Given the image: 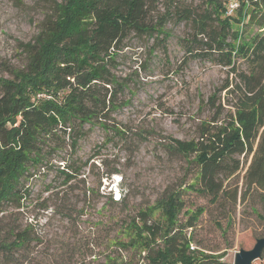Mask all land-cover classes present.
Instances as JSON below:
<instances>
[{
	"label": "trees",
	"instance_id": "obj_1",
	"mask_svg": "<svg viewBox=\"0 0 264 264\" xmlns=\"http://www.w3.org/2000/svg\"><path fill=\"white\" fill-rule=\"evenodd\" d=\"M230 3L236 6L227 14ZM173 17L190 24L189 37L182 38L186 56L211 57L238 79L224 87L235 100L228 116L223 120L216 107L197 139L171 138V148L193 154L192 186L201 183L215 198L223 179L239 169L237 156L253 152L244 181L264 190V0H60L42 19L33 42L24 44V67L7 68L11 78L0 76V216L9 206L22 207L29 195L26 183L53 168V160L63 162L55 168L62 185L85 172L98 154L85 160L76 155L85 125L98 124L106 142L129 139L130 129L106 121L122 105L117 94L125 87L111 71L116 51L131 31L155 33L165 41L170 36L165 25ZM253 24L257 29L246 37ZM236 58L245 60V70ZM67 147V156L58 155ZM119 172L105 170L101 177ZM182 207L180 191H172L158 200L163 220L149 221L155 207L138 211L125 225L129 239L123 247L144 252L145 264H220V255L189 249L178 219ZM201 212H190L186 226ZM12 236L8 241L0 234V264L26 242L23 231Z\"/></svg>",
	"mask_w": 264,
	"mask_h": 264
},
{
	"label": "rangeland",
	"instance_id": "obj_2",
	"mask_svg": "<svg viewBox=\"0 0 264 264\" xmlns=\"http://www.w3.org/2000/svg\"><path fill=\"white\" fill-rule=\"evenodd\" d=\"M59 1L0 0V76L11 78L7 68L24 67V44L33 42L42 19ZM165 27L170 33L165 41L155 33L129 32L112 63V73L125 87L117 94L122 105L106 121L130 129L129 139L106 142L98 124L85 125L76 155L85 160L98 154L82 175L62 185L55 168L63 162L53 160V168L26 183L29 195L22 207L9 206L0 216L1 236L11 241L13 233L23 231L26 237L5 264H145L144 252L123 247L129 239L125 225L147 207H155L149 221L163 220L158 200L172 191H180L178 219L192 251L220 255V264H232L237 250L251 248L264 236V190L244 181L253 152L237 156L239 169L223 179L215 198L201 183L192 186L197 171L190 161L193 154L185 156L170 146L171 138L197 139L201 123L214 116L216 107L224 120L235 101L224 87L238 78L211 57L185 55L182 38L190 35L189 23L173 17ZM256 29L249 26L245 36ZM236 65L247 68L241 58ZM69 150L58 155L67 156ZM113 168L120 172L101 177ZM197 209L202 210L197 220L186 226ZM251 264H264V258Z\"/></svg>",
	"mask_w": 264,
	"mask_h": 264
},
{
	"label": "water",
	"instance_id": "obj_3",
	"mask_svg": "<svg viewBox=\"0 0 264 264\" xmlns=\"http://www.w3.org/2000/svg\"><path fill=\"white\" fill-rule=\"evenodd\" d=\"M264 249V236L257 237L251 248H240L234 254L232 264H251L255 259L260 258Z\"/></svg>",
	"mask_w": 264,
	"mask_h": 264
},
{
	"label": "built area",
	"instance_id": "obj_4",
	"mask_svg": "<svg viewBox=\"0 0 264 264\" xmlns=\"http://www.w3.org/2000/svg\"><path fill=\"white\" fill-rule=\"evenodd\" d=\"M236 6V4L235 3H230L229 5H228V10H227V14H230V13H232L233 12V10H234V7ZM190 248L192 249L193 248V246H190Z\"/></svg>",
	"mask_w": 264,
	"mask_h": 264
}]
</instances>
